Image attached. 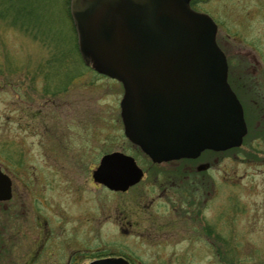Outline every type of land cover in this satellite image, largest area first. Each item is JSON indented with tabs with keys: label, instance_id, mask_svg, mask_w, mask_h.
<instances>
[{
	"label": "rangeland",
	"instance_id": "1",
	"mask_svg": "<svg viewBox=\"0 0 264 264\" xmlns=\"http://www.w3.org/2000/svg\"><path fill=\"white\" fill-rule=\"evenodd\" d=\"M69 1L0 0V155H5L12 143L11 162L15 164L20 155H26V165L38 166L39 162L31 161L36 146L48 137L43 128L53 132L56 127L66 133L79 150L88 144L92 166L102 153L116 149L122 140L117 134V128L122 126V85L84 64ZM19 5L31 12L32 20L22 21L20 17L15 21L11 13ZM190 5L209 14L217 24L216 40L227 57L228 81L242 103L248 128L239 147L221 154L228 166L220 165L217 173L220 188L216 207L207 208L203 221L199 217L188 220L161 247L136 246L129 238L111 242L118 240L107 231L112 220L95 222L91 235L81 243L91 250L114 247L135 252L142 264H259L264 262V0H190ZM75 99L78 109L73 107L74 114L67 118L73 123L69 126L61 111L72 110L63 106L67 100L73 105ZM22 106L29 117L25 125L28 132L22 134L27 153L20 151L17 143ZM41 116L44 123L40 126ZM64 125L75 128V133ZM36 128L39 130L35 134ZM62 142L54 138V145L46 140L43 145L50 143L62 149ZM125 147L135 154V148ZM231 154L233 161L226 159ZM223 175L230 179L234 176V183H224ZM33 179V174H27L28 183ZM30 186L35 190V185ZM37 191L38 188V198ZM91 191L90 214L92 219L100 220L103 205L111 201H102L97 189ZM29 198L26 206L32 211L29 202L33 206L34 199ZM6 205L0 204V264H23L24 247L35 239L38 229L28 217V236H22L20 221H14V211L8 210L12 215L7 214ZM68 206L74 210L88 208L79 202ZM10 228L16 232L11 237Z\"/></svg>",
	"mask_w": 264,
	"mask_h": 264
},
{
	"label": "water",
	"instance_id": "2",
	"mask_svg": "<svg viewBox=\"0 0 264 264\" xmlns=\"http://www.w3.org/2000/svg\"><path fill=\"white\" fill-rule=\"evenodd\" d=\"M189 1L70 0L81 56L122 83L125 135L153 159L196 158L205 149L238 147L247 133L216 42L217 26ZM127 166H135L131 156L106 154L95 177L114 183L116 168ZM2 179L0 172V200L6 198Z\"/></svg>",
	"mask_w": 264,
	"mask_h": 264
},
{
	"label": "flooded vegetation",
	"instance_id": "3",
	"mask_svg": "<svg viewBox=\"0 0 264 264\" xmlns=\"http://www.w3.org/2000/svg\"><path fill=\"white\" fill-rule=\"evenodd\" d=\"M83 62L92 69L90 64L84 60ZM53 85L57 88V84ZM233 90L235 91L234 88ZM236 95L239 98L237 93ZM84 102L86 103V100ZM72 103L67 100L63 106L72 110L61 111L63 121L69 126L73 123L67 118L70 114H74L73 107L77 108L76 99L73 105ZM84 114H86L85 110ZM20 115L22 116L19 118L22 119L19 127L16 128L19 134L17 143L19 150L27 153L28 146L26 147V140L22 136L24 132H28L25 126L29 120L26 107H21ZM39 123L40 126L44 123L43 116ZM121 124V128H117V134L122 137L121 143L116 149L102 153L94 166L88 144L87 148L84 146L82 150L75 148L76 144L71 141L72 137L59 132L56 127L52 128L53 132H47L43 128V134L48 137L43 138L33 153L31 162L36 164L39 162L35 168H33L35 164L29 167L24 163L26 155L19 154L17 164L11 162L12 143L9 142V148L5 150L7 153L3 155L4 157L0 155V172L5 189L3 194L6 196L5 199L0 200V204H7L5 210L9 215L14 211L16 215L14 221H20L19 231L22 236L26 238L28 236V217L33 219L38 229L34 232L35 239L24 247L23 264H92L101 260H121L123 264H142V260L135 252L130 253L114 247L91 250L81 242L86 240V235H91L92 225L95 222L112 220V227L107 231L115 234L118 240L111 242L120 243L123 238H129L136 246L161 247L176 231L184 228L188 220L199 217L203 221L206 219L207 208L216 207L220 188L217 173L220 171V165L228 166V162L223 161L224 156L221 154L228 153L235 147L218 151L205 149L196 158L153 159L128 139L122 119ZM69 126L65 127L68 130L73 129L75 133V128ZM39 128H36L35 134ZM54 138L64 141L60 145L62 149H55L50 143L43 145L45 140L53 144ZM74 138L75 136L73 140ZM72 145L74 147H71ZM125 145L135 148V154L127 151ZM113 152L131 156L135 166L116 168L119 175L113 178L114 183L109 184L108 182L112 181L102 180L108 177H95V172L100 166L102 157ZM231 156L232 154L228 155L226 159L233 161ZM121 172L126 174L120 175ZM27 174L34 176L30 183ZM222 178L228 185L235 181L234 176L230 179L228 175H223ZM127 180L130 182L126 183ZM30 185H35V190ZM37 188L38 198L35 197ZM92 188L99 191L102 201L106 199L111 201L110 204L103 205L100 220L92 219L90 214L88 203ZM31 194L34 196L29 198ZM26 198H29V201L34 199L33 206L29 202L32 211L26 206ZM76 202L87 205V210H78L79 208L74 210L68 206V203ZM8 210L12 212L9 213ZM9 231L10 237L16 233L12 228ZM28 233L31 234L30 231Z\"/></svg>",
	"mask_w": 264,
	"mask_h": 264
},
{
	"label": "trees",
	"instance_id": "4",
	"mask_svg": "<svg viewBox=\"0 0 264 264\" xmlns=\"http://www.w3.org/2000/svg\"><path fill=\"white\" fill-rule=\"evenodd\" d=\"M1 13V12H0ZM11 15L13 16V18L15 19V21L17 19H19L20 17L22 18V21H30L31 18H33L31 16V12L30 11H27L25 10L24 8H22L20 5L18 8L14 9L11 13ZM4 16V15H3ZM20 18V19H21ZM23 18H25L23 20ZM32 20V19H31Z\"/></svg>",
	"mask_w": 264,
	"mask_h": 264
}]
</instances>
